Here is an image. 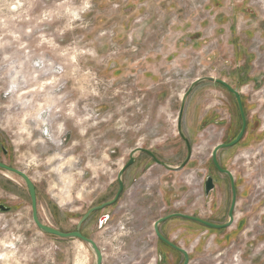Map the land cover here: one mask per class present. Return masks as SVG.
<instances>
[{
    "label": "rangeland",
    "instance_id": "obj_1",
    "mask_svg": "<svg viewBox=\"0 0 264 264\" xmlns=\"http://www.w3.org/2000/svg\"><path fill=\"white\" fill-rule=\"evenodd\" d=\"M85 2L91 7L81 11ZM223 9L252 31L248 40L246 32L240 34L253 55L250 61L242 58L248 61L242 78H234L235 59L206 58L214 44L196 50L192 42L181 64L171 56L165 63L178 36L172 21L190 15L203 20L205 13ZM220 76L241 91L247 119L244 138L219 152L218 161L235 176V213L245 217L240 221L247 223L248 237L217 248L213 239L225 232L210 230L200 243L196 239L207 231L202 227L196 238H187L189 230L179 226L169 234H178L174 242L189 250L190 264H237L236 259L264 264V0H0V162L31 178L43 223L75 231L89 209L114 198L117 175L133 149L150 150L171 166L184 162L187 148L177 132L181 99L196 79L223 80ZM190 98L199 108L182 122L193 149L186 168L169 172L137 154L124 176L121 199L83 226V235L102 251L103 264H160L153 225L171 213L219 220L220 205V222L227 216L230 186L214 167L212 152L241 131L237 101L212 82L197 86ZM201 114H206L202 122ZM250 132L262 138L242 145ZM207 177L218 191L208 199ZM0 205L9 208L0 211V264H95L92 250L80 241L41 233L24 181L1 170ZM198 243L204 248L193 252ZM256 253L259 258L251 262ZM182 261L171 254L168 264Z\"/></svg>",
    "mask_w": 264,
    "mask_h": 264
},
{
    "label": "water",
    "instance_id": "obj_2",
    "mask_svg": "<svg viewBox=\"0 0 264 264\" xmlns=\"http://www.w3.org/2000/svg\"><path fill=\"white\" fill-rule=\"evenodd\" d=\"M205 82H212V83H217V84L222 85L223 87H225L227 89V91H229V93H231L236 98L237 105H238V108H239V111L241 114V118H242V128H241L240 133L237 135V137L233 141H231L228 144H225V143L218 144L212 152V162H213L215 168L219 172H221L222 174L227 175L231 181L233 199H232V203H231V207H230V211H229V221L225 224H215V223H210V222L204 221V220L199 219V218L186 216L183 214H174V215H169V216L164 217V218H160L154 223V232H155L156 236L162 242L173 247L175 250H177L178 252H180L184 256V263L183 264H190L189 252L186 249H183L181 247H177L176 245L172 244L169 240H167L161 234V231H160V225L161 224H163L164 222L168 221L171 218L181 217V218H185V219H188V220H191L194 222H198V223H200V224H202V225H204V226H206L212 230H224V229H228V228L232 227L234 222H235L234 211H235L236 199H237V188H236V184H235V176L233 175V173L230 170L223 169L221 167V165L218 161V154L222 150L228 149V148H233L241 142V140L243 139V137L246 133L247 119H246V116L244 113V108H243L242 97H241L240 91L238 89L233 88L229 83H227L224 80L215 79L213 77L198 78L194 82H192L191 86L189 87V89L186 91V93L183 95V97L181 99V106H180V110H179V114H178V118H177V132H178V135L180 136V138L185 142L186 148H187V154H186V158H185L184 162L181 163L179 166H171V165L159 160L150 150L140 148V147L133 149L130 152L129 161L127 162V164H125L121 168V170L119 171V173L117 175V183H118L119 188H118V191H117L116 195L114 196V198L110 201H107V202L101 204V205H98V206H95V207L89 209L84 214V216L79 220L75 231L67 232V233L62 232L58 229H55L51 226L46 225L45 223H43L41 221V218L39 215V204H38L37 189L35 187V184L31 180V178L25 172L18 170V169H15V168H12V167H10V166L2 163V162H0V170L5 172V173H9V174L18 176L19 178H21L24 181V183L27 187L30 199H31L32 219H33V222L35 223L36 227L39 229V231L41 233L48 235V236L64 239V240H78V241L82 242L85 246H87L89 249L92 250V252L95 256V264H103L104 256H103L102 251L100 250V248L98 247V245L96 244V242L93 239L88 238L85 235H83V233H82L83 226L92 217L93 214H95L96 212L103 211L106 208H109L111 206H114L120 200V198L124 192V175H125L126 171L135 164L137 154L147 153L148 155H150L152 157L155 165L160 166L169 172L180 173L186 168V166L189 164V162L192 159L193 149H192V146H191V143H190L188 137L185 135L183 128H182V121H183L185 106H186L187 100L190 97L193 90L197 86H199L200 84L205 83ZM214 190H215L214 179L212 177H208L205 181V194H206V196L209 197V195ZM0 211L1 212H8L9 208L6 207L5 205H0ZM107 218H108V216L104 217L105 220H107Z\"/></svg>",
    "mask_w": 264,
    "mask_h": 264
},
{
    "label": "crops",
    "instance_id": "obj_3",
    "mask_svg": "<svg viewBox=\"0 0 264 264\" xmlns=\"http://www.w3.org/2000/svg\"><path fill=\"white\" fill-rule=\"evenodd\" d=\"M173 11V10H171ZM194 15H190L189 17H186L185 19H181L180 23H175V21H172V27L175 33L178 34L177 39L175 40L174 45L172 46V50L170 55H167V57L164 55L163 60L165 61V63H170L169 59H173L175 58L176 60H171L175 61V63L177 62V64H181L182 60L179 59L182 54H186V52H188L189 49H193L192 44L194 45V48L196 50H199L201 48H207L210 45L214 44L215 46L212 49V57H210L209 55L206 56L207 59L209 58H213L214 60H225V59H235V62L239 63V67H237L239 70H237L236 72V76L234 78H239L242 76V72L240 71L241 69L243 70V68H246L243 64L244 62H246V64H248V61H250L249 59H252L253 55H250V51L249 49H247V47H245L246 45L241 44V36L240 34L243 32H246L247 36H245V39L248 40L247 38H249L252 34V31L250 29V27L248 25L242 26L241 22L238 23L239 20H237L235 18L236 14L235 13H229L227 10L223 9L222 11H219L218 13L216 12L215 14H211L209 12L205 13V18L203 20H199V19H195L196 17H192ZM197 16V14H196ZM220 20H226V23H222L220 24L219 21ZM211 24V25H210ZM245 27V28H243ZM209 28L211 29L210 34L209 32ZM178 31V32H177ZM168 35L170 33H167ZM215 34V35H213ZM232 34V35H231ZM222 35V36H221ZM166 39V35L163 37V40ZM215 42H213V41ZM187 41V43H186ZM193 42V43H192ZM192 43V44H191ZM166 47V45H165ZM164 47V43L162 45V49L165 48ZM170 47V46H168ZM168 59V57H170ZM246 56V59L248 60H242V58H244ZM232 60H230L229 62H231ZM213 62V61H211ZM241 64V66H240ZM244 72L246 73V69L244 70ZM222 77V76H220ZM214 78V77H213ZM242 78V77H241ZM216 79V78H215ZM221 79L225 80V81H229L226 77H222ZM182 97V96H181ZM181 106V105H180ZM199 108L198 104H192L191 102V98L189 97V99L187 100L186 106H185V111H184V116L183 119L186 118V115L188 112H195L197 111ZM206 116V114H201L199 121L202 122L203 117ZM183 122V121H182ZM200 123V122H198ZM218 191H215V197L217 195ZM238 206V205H237ZM218 207H220V205H218ZM236 211L237 207H236ZM240 213V211H239ZM241 216V215H240ZM220 219L221 217H217ZM241 218H245V217H237L235 218V223L233 224V226L226 230L224 234L222 235H216L213 239V242L211 244V246H215L217 248L222 247L223 245L226 244H230L231 242H233V244H235L237 241H242V238H246V236L248 237V232L244 229H246L247 227V223H245V221H240ZM221 223V222H220ZM171 226L173 225H167L164 228V232H166L167 234L170 233L171 231ZM174 226L177 227H181V229L184 227V229L189 230L186 234L187 238H196L195 234L201 230L199 227H197L196 225L190 224V223H183V222H178V223H174ZM170 230V231H169ZM190 232V233H189ZM209 233L206 231L203 233V235H201V238H197L196 242H201L202 239L206 240V235H208ZM169 236L176 240L178 239V234H175L172 236V234H169ZM186 238V237H185ZM216 238L220 239V243H215ZM198 243V244H199ZM196 246V245H195ZM211 246H209L208 249H205L206 252H209L212 248ZM199 247H201V245L199 244L196 247H193L192 251L194 252V250H196V252H200L204 247H201L199 249ZM264 248V247H263ZM261 251L264 249H260ZM226 251V250H225ZM247 252V250H246ZM223 254H226L227 252H221ZM239 254H244L242 249L239 251ZM243 256V255H242ZM259 253L254 254L253 256H251V262L255 261V259L259 258ZM242 261V260H241ZM245 264H249L247 263L246 260ZM244 264V263H243Z\"/></svg>",
    "mask_w": 264,
    "mask_h": 264
},
{
    "label": "flooded vegetation",
    "instance_id": "obj_4",
    "mask_svg": "<svg viewBox=\"0 0 264 264\" xmlns=\"http://www.w3.org/2000/svg\"><path fill=\"white\" fill-rule=\"evenodd\" d=\"M240 91V90H239ZM240 93H241V91H240ZM242 94V93H241ZM242 97V96H241ZM243 103V102H242ZM244 108V107H243ZM245 113V112H244ZM242 119V118H241ZM247 129H248V126H247ZM247 129H246V131H247ZM264 131V129L261 131V132H263ZM246 134V133H245ZM245 136V135H244ZM244 138V137H243ZM262 138V135H260L259 133H255V134H253V133H249L248 134V136L246 137V139H245V141L243 142V144L242 145H246V146H250V145H252L253 144V142L255 141V140H258V139H261ZM3 153H4V155L5 156H7L8 155V151L6 150V149H4L3 148ZM153 153V152H152ZM141 154H143V155H145V156H147L151 161H153V159H152V157L150 156V155H148L147 153H141ZM154 154V153H153ZM155 155V154H154ZM156 156V155H155ZM136 163V162H135ZM153 164H155L154 163V161H153ZM214 165V164H213ZM215 167V166H214ZM131 168V167H130ZM129 168V169H130ZM128 169V170H129ZM224 169V168H223ZM128 170L126 171V173L128 172ZM217 170V169H216ZM218 171V170H217ZM219 172V171H218ZM125 173V174H126ZM220 174L221 175H223L224 176V178H226L227 179V182H228V184H229V186H230V194H231V198L233 199V193H232V188H231V181H230V179H229V177L227 176V175H225V174H222L221 172H220ZM234 175V174H233ZM125 176V175H124ZM208 178V177H207ZM205 182V181H204ZM214 182H215V180H214ZM222 184V183H221ZM235 184H236V180H235ZM239 184H242V182H241V180H239ZM215 185H216V182H215ZM243 186V185H242ZM118 188H119V186H118ZM237 188V187H236ZM124 190H125V182H124ZM204 196L205 197H207L206 196V194H205V183H204ZM215 190H216V188H215ZM215 190L213 191V192H215ZM118 191V190H117ZM243 192H245V188H244V190H243ZM124 193V192H123ZM123 195V194H122ZM238 196H239V191H237V199H236V207H237V201H238ZM122 197V196H121ZM209 197H207V199H208ZM121 199V198H120ZM231 203H232V200H231ZM117 204V203H116ZM115 204V205H116ZM112 207V206H111ZM230 207H231V205H230ZM236 207H235V211H234V217L236 218ZM229 211H230V208H229V210H228V213H227V216H225V218H224V221L223 222H219V221H216V220H210V219H206V218H203L202 216H200V215H197V216H195V215H189V214H187V213H184V212H180V211H178V212H174V213H171V214H169V215H174V214H183V215H186V216H191V217H195V218H199V219H202V220H204V221H207V222H210V223H215V224H225V223H227L228 221H229ZM97 213V212H96ZM217 213H219V216L220 217H222V214H221V207H217ZM169 215H167V216H169ZM92 216H94V214L92 215ZM167 216H165V217H167ZM164 218V217H163ZM107 220H109V216H108V218H107ZM107 220H105V221H107ZM174 220H180V221H178V222H183V223H190V224H193V225H196L197 227H199L200 229H201V227L202 228H204V229H207V232L209 233L210 232V230H212V229H209L208 227H206V226H204V225H202V224H200V223H198V222H194V221H191V220H188V219H185V218H181V217H174V218H171V219H169L168 221H166V222H164L163 224H161L160 225V231H161V234L167 239V240H169L172 244H174V245H176L177 247H181V248H183V249H186L187 250V248H185V247H183V245L182 244H178L177 242H174V239H172L166 232H164V228L171 222V221H174ZM103 222V220L101 221V223ZM235 223V222H234ZM174 226V225H173ZM173 226L171 227V228H173ZM153 227H154V225H153ZM175 227V226H174ZM231 228V227H230ZM230 228H228V229H230ZM228 229H224V230H215V231H219L220 233L221 232H225L226 230H228ZM155 233V232H154ZM156 235V234H155ZM157 237V236H156ZM158 238V237H157ZM220 241V239L219 238H216V240H215V243H220L219 242ZM158 249H161V253L159 254L160 255V257H161V261H158V262H160V264H162L163 262L165 263V264H168V262L170 261V256H171V254H174V255H180L181 257H183V261H182V264L184 263V256L180 253V252H178L177 250H175L173 247H171V246H169V245H167L166 243H164V242H162L159 238H158ZM201 247H202V245H201ZM201 247H199V249L201 248ZM188 252H189V250H187ZM264 251V250H263ZM262 252V251H261ZM262 254V253H261ZM259 255H260V253H259ZM189 256H190V252H189ZM237 258H240V256H237ZM236 262H237V264H242V262H241V259L240 260H238V259H236ZM156 263H157V260H156ZM190 263H191V258H190ZM159 264V263H158Z\"/></svg>",
    "mask_w": 264,
    "mask_h": 264
},
{
    "label": "clouds",
    "instance_id": "obj_5",
    "mask_svg": "<svg viewBox=\"0 0 264 264\" xmlns=\"http://www.w3.org/2000/svg\"><path fill=\"white\" fill-rule=\"evenodd\" d=\"M89 7H91V5L87 2H85V4L83 5V7L80 9L81 11H85L87 10ZM78 19V17H76ZM13 19H16V17H13ZM16 39H19V37L17 36ZM5 59H8L7 57H5ZM16 87L15 83L13 82L12 84V88L9 89V91L13 90ZM71 114V113H70ZM85 119H89V117H85ZM24 141H20V143H23ZM36 157H33V162L36 161ZM50 162V161H49ZM61 167H63V165H61ZM88 167H91V165H88ZM59 169H54V171H58ZM81 175H83V173H80ZM118 238V237H116ZM3 259H5L6 261L8 260V257H4Z\"/></svg>",
    "mask_w": 264,
    "mask_h": 264
},
{
    "label": "bare ground",
    "instance_id": "obj_6",
    "mask_svg": "<svg viewBox=\"0 0 264 264\" xmlns=\"http://www.w3.org/2000/svg\"><path fill=\"white\" fill-rule=\"evenodd\" d=\"M17 8H18V7L15 6V7H14V10H17ZM34 116H35V115H34ZM38 121H39V120H38ZM43 123H46V122L44 121ZM42 141H43V140H42ZM81 243H82V242H81ZM82 244H83V243H82ZM11 255H12V254H11ZM11 255H10V256H11Z\"/></svg>",
    "mask_w": 264,
    "mask_h": 264
}]
</instances>
